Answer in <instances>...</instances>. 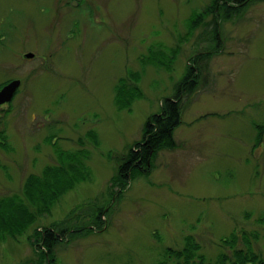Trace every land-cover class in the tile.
<instances>
[{"label":"rangeland","instance_id":"rangeland-1","mask_svg":"<svg viewBox=\"0 0 264 264\" xmlns=\"http://www.w3.org/2000/svg\"><path fill=\"white\" fill-rule=\"evenodd\" d=\"M211 2L0 0V88L22 80L0 109V199L23 196L32 174L58 164L56 147L86 150L79 159L90 170L26 234L1 242L0 264H35L29 237L54 222L90 230L66 233L54 264H176L166 250L189 236L215 264L231 253L223 239L234 231L258 234L254 248L264 255V1L220 22L221 43L185 101L177 147L124 185L112 183L118 156L198 65L210 30L186 36L187 25ZM118 85L133 87L126 105Z\"/></svg>","mask_w":264,"mask_h":264},{"label":"trees","instance_id":"trees-1","mask_svg":"<svg viewBox=\"0 0 264 264\" xmlns=\"http://www.w3.org/2000/svg\"><path fill=\"white\" fill-rule=\"evenodd\" d=\"M264 0H212L201 12L195 13L188 22L186 36H194L196 30L206 24L210 30V39L204 52L196 55V67L190 66L176 84V93L173 97L163 100L160 112L149 117L143 128V137L135 145L128 146L127 150L118 160L116 173L112 183L124 185L135 173L142 169H149L159 151L173 150L177 147L175 129L181 124L182 109L185 101L190 99L200 87L202 68L208 66L211 54L219 47L220 22L242 16L245 6L252 2ZM208 19L207 22L205 20ZM207 29V31H209ZM200 35V34H199ZM174 56L180 47H175ZM173 56V57H174ZM203 67H202V66ZM9 82V81H8ZM124 84V82H123ZM122 86V83L120 84ZM117 86V102L126 105L128 97L133 92L132 88ZM260 130L257 143L262 140L263 129ZM94 136L95 132L89 131ZM96 136V135H95ZM0 145L6 147L5 133L0 130ZM57 143H53L54 146ZM58 164L46 167L41 176L32 174L23 189V196L14 195L0 199V244L7 238L17 239L35 225L43 214H50L52 209L69 190H72L82 178L87 179L90 170L86 163L79 158L88 156L84 149L65 151L56 147ZM112 157L111 154L109 155ZM147 171V170H146ZM142 173H145L144 171ZM147 173V172H146ZM19 196V197H18ZM23 198V199H22ZM103 214L102 208H96L94 225H98ZM37 225V224H36ZM54 222L50 225H38L34 227L30 235L31 245L38 252V260L35 264H54L57 256V247L63 241L66 233L71 237L88 233L90 230L82 226L73 230L71 225ZM73 230V231H71ZM83 230V231H82ZM242 239L243 245H238ZM258 239V234L243 232L239 235L234 231L228 238L223 239L224 245L231 248V253L219 254L215 264H264V255L261 250H255L253 241ZM201 245L189 236L185 240L182 249L168 248L167 258H176V264H213L206 262V257L201 252Z\"/></svg>","mask_w":264,"mask_h":264},{"label":"water","instance_id":"water-1","mask_svg":"<svg viewBox=\"0 0 264 264\" xmlns=\"http://www.w3.org/2000/svg\"><path fill=\"white\" fill-rule=\"evenodd\" d=\"M76 3V2H75ZM33 53L29 52L26 53V57L31 58L33 57ZM21 85V80L20 79H15L9 82L8 84L4 85L0 89V106L4 103L10 102L15 93L17 92L18 88Z\"/></svg>","mask_w":264,"mask_h":264},{"label":"flooded vegetation","instance_id":"flooded-vegetation-1","mask_svg":"<svg viewBox=\"0 0 264 264\" xmlns=\"http://www.w3.org/2000/svg\"><path fill=\"white\" fill-rule=\"evenodd\" d=\"M13 99H14V98H13ZM4 105H6V104H4ZM4 105H2L1 108H2ZM1 108H0V109H1Z\"/></svg>","mask_w":264,"mask_h":264}]
</instances>
